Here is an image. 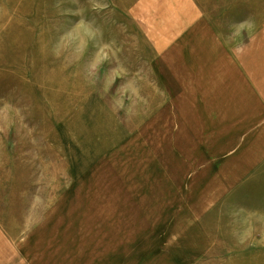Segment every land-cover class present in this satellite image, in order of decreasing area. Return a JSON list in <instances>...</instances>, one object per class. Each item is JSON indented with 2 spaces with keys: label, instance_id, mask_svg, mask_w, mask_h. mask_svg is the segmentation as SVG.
<instances>
[{
  "label": "rangeland",
  "instance_id": "rangeland-1",
  "mask_svg": "<svg viewBox=\"0 0 264 264\" xmlns=\"http://www.w3.org/2000/svg\"><path fill=\"white\" fill-rule=\"evenodd\" d=\"M168 1L0 0V264H264V119L184 128L151 69Z\"/></svg>",
  "mask_w": 264,
  "mask_h": 264
},
{
  "label": "crops",
  "instance_id": "crops-1",
  "mask_svg": "<svg viewBox=\"0 0 264 264\" xmlns=\"http://www.w3.org/2000/svg\"><path fill=\"white\" fill-rule=\"evenodd\" d=\"M168 2L171 12L165 14L168 18L159 20L151 69L159 93L169 102H178L184 128L192 124L190 119H197L205 132L215 124L207 119L258 115L264 119V20L258 27L255 21L235 23L239 16L233 14L225 34L196 1ZM250 28L254 30L245 42L234 41L235 35ZM242 84L249 94L246 99L240 93ZM242 102L247 105L242 107ZM209 133L214 135L215 131ZM221 164L224 174L223 161ZM261 165L264 156L248 165L239 179L253 176Z\"/></svg>",
  "mask_w": 264,
  "mask_h": 264
}]
</instances>
